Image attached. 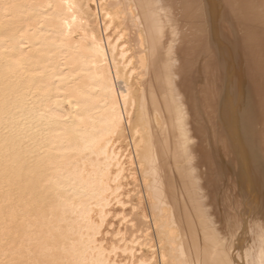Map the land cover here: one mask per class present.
I'll list each match as a JSON object with an SVG mask.
<instances>
[{"label":"bare ground","instance_id":"1","mask_svg":"<svg viewBox=\"0 0 264 264\" xmlns=\"http://www.w3.org/2000/svg\"><path fill=\"white\" fill-rule=\"evenodd\" d=\"M262 224L264 0H0V264H264Z\"/></svg>","mask_w":264,"mask_h":264},{"label":"rangeland","instance_id":"2","mask_svg":"<svg viewBox=\"0 0 264 264\" xmlns=\"http://www.w3.org/2000/svg\"><path fill=\"white\" fill-rule=\"evenodd\" d=\"M93 19V18H92ZM91 19V20H92ZM92 24L94 25V19L91 21ZM137 172L139 173V176H140V172H139V169L137 170ZM139 184H141V177L139 178ZM134 184L131 186L128 187V190H129V194H130V197L129 199L127 200V202L129 201L130 203L128 204L127 206V214L129 215L128 216V220H132L133 219V223H135V228H130L127 230V234H126V238L129 240L131 235H135L136 237H142V240L144 239L145 240V235H146V232H147V229H148V234H150L154 240L155 243L158 242L159 238L162 239V246H164L163 244H165V240H166V236L164 234V231L166 232V228H163L161 227L162 226V223H160V220H158L157 222V226L159 227H154L152 226V224H150V226L148 224L145 223V221L142 220V217H141V204H140V201H139V196H138V193H136L137 191V188L135 187L134 188ZM141 188L143 189V186L141 185ZM131 189V190H130ZM141 189V191H142ZM132 192V193H131ZM138 192V191H137ZM142 196L144 195L143 191H142ZM145 196V195H144ZM145 199V198H144ZM143 199V202L146 203V199L144 200ZM145 206H147V210L149 211V207H148V204L146 203ZM141 207V208H140ZM135 208V209H133ZM162 222V221H161ZM119 226V225H118ZM154 228H152V227ZM149 227V228H147ZM158 228V229H157ZM157 229V231H156ZM152 230V231H151ZM159 231V232H158ZM143 235V236H142ZM115 240V239H114ZM139 254H142V255H139V256H142L143 258L147 257V259H149V263L151 264V262H153V260L151 259L150 256H148L146 253H139ZM145 255V256H144ZM154 263V262H153ZM152 263V264H153ZM160 263V262H159ZM158 263V264H159Z\"/></svg>","mask_w":264,"mask_h":264},{"label":"snow or ice","instance_id":"3","mask_svg":"<svg viewBox=\"0 0 264 264\" xmlns=\"http://www.w3.org/2000/svg\"><path fill=\"white\" fill-rule=\"evenodd\" d=\"M261 231L264 232V224L261 226ZM237 264H240V262H237Z\"/></svg>","mask_w":264,"mask_h":264}]
</instances>
